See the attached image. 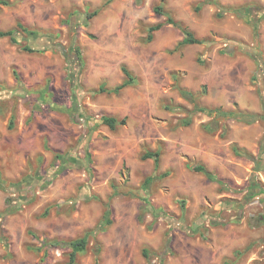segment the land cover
Returning <instances> with one entry per match:
<instances>
[{
	"label": "rangeland",
	"instance_id": "1",
	"mask_svg": "<svg viewBox=\"0 0 264 264\" xmlns=\"http://www.w3.org/2000/svg\"><path fill=\"white\" fill-rule=\"evenodd\" d=\"M7 1L0 31L22 24L40 36L21 33L19 44L0 36L3 177L45 176L54 162L61 166L57 152L70 153L71 163L46 188L33 183L31 202L0 215V264H74L70 248L45 241L82 237L108 206L112 223L90 235L77 264H264V202L242 205L253 174L264 184V167L234 151L258 154L264 145L257 63L244 50L253 51V32L229 10L219 16L222 7L264 0ZM166 13L207 42L179 46L184 33ZM157 23L163 26L148 41ZM260 31L264 57V20ZM73 42L82 49L81 68L64 54ZM123 67L134 82L119 93L102 91L127 79ZM196 105L261 118L213 116ZM103 115L126 122L113 130L99 123ZM147 151L160 153L158 167L143 158ZM197 164L241 190L223 188ZM18 197L0 189V212Z\"/></svg>",
	"mask_w": 264,
	"mask_h": 264
},
{
	"label": "trees",
	"instance_id": "2",
	"mask_svg": "<svg viewBox=\"0 0 264 264\" xmlns=\"http://www.w3.org/2000/svg\"><path fill=\"white\" fill-rule=\"evenodd\" d=\"M112 0H109L111 2ZM214 0H203L200 3V6H203L206 3H212ZM0 3L8 5L9 1L7 0H0ZM199 8V7H198ZM155 10L157 12H162V9L160 6L155 7ZM229 10L236 14L238 17L242 18L251 28L253 32V42H254V49L253 51H249L244 49L247 53H249L254 60L257 63V74H255V79L258 80V94L260 96L261 101L264 103V57L262 54V41H261V23L264 20V6L259 5L257 3H247L245 5L241 6H230V7H222V11H219V16H223L225 11ZM167 14V13H166ZM168 15V21L170 23H173L175 26L181 28V30L184 33L183 39L179 42V46L181 45H187V44H200V43H206L207 40L200 39L196 36V34L189 29L184 24L177 22L174 20V18ZM18 27L12 28L6 31H0V36H7L10 38V40L13 43H20V35L21 33H25L30 37H38L40 36V33L36 30H30L27 27H25L22 24H18ZM163 26V23H157L150 27L147 40L151 41L154 36V32L157 30H160ZM44 36H46L49 40H53L55 38V35L53 32L44 33ZM24 49L29 52L34 51H44V47L39 46H24ZM64 54L68 59H71V53L73 54V58L76 60L77 65L81 68L83 64V55H82V49L81 46L77 43L73 42L72 47L70 49H67L64 47ZM124 73L127 76V79L120 85L106 90L104 87H101L102 91H107L109 93H119L122 89L129 86L134 82L133 75L129 72V70L126 67H123ZM186 96L193 98L192 93H186ZM78 103V102H77ZM76 103V104H77ZM196 109L202 111H207L210 115H216V116H225V117H232L237 120L245 121V122H253L259 118H261L258 113H251V112H245L242 110H228V111H222L217 108H210V107H202L201 105H196ZM77 108V107H76ZM180 108H184L180 106ZM70 115H73L72 113ZM80 115V114H79ZM264 115V114H263ZM78 121V118H75ZM126 119H119L114 116H108L103 115L100 118L99 123L108 125L111 129H115L117 126L125 124ZM192 123L191 116H188L184 120V124L189 125ZM11 126V125H10ZM206 128L213 129L212 124H207ZM86 156L85 160H87L88 163H91V152L88 150V146H86ZM234 151L238 156L245 157L249 160H251L256 167V170H260L264 167V145L262 144L258 154H254L250 151H248L245 148L239 147L237 145L234 146ZM159 152H151L147 151L143 154V158H153L156 162V167H158L159 163ZM55 159L61 161V166L57 168V165L53 164V166L48 170L47 175L45 176H38L36 178L34 177H27L20 182H11L7 183V181L4 179L2 170L0 168V189L4 191H11L15 190L19 193V197L17 199L16 203H13L12 199H8L6 202L5 209L0 212V215L2 217H5L7 215L13 214L16 211H18L23 204L29 203L32 201V197L28 196L27 189L33 184L37 183L41 188H46L52 181L56 178V176L62 174L70 165L71 163V154L70 153H61L57 152L55 154ZM92 168L89 167L88 171L91 173ZM194 170L204 173L210 180L217 181L223 188L229 189V190H238L241 189H232L228 187L227 183L222 180L221 178L217 177L214 172L207 169L202 164H197L194 166ZM168 173L165 172L163 176L167 175ZM248 192L245 194V199L242 202V205L246 204L250 199H253L255 197H261L262 202H264V184L257 178L255 174L252 175L250 180V185L247 187ZM47 214V211L44 213V215ZM112 223L111 219V208L110 206L107 207L103 219L96 225V227L92 230H89L84 234L82 237L76 238V239H54V240H46V246L47 247H68L71 249L70 252V261L74 264H77L78 262V255L79 253L83 254L87 251L88 244H89V237L90 235H96L98 232L105 231ZM216 224V222H214ZM199 228L200 226L197 225ZM99 252V250H98ZM97 257L99 253L96 254ZM147 256V254H146ZM99 258V257H98ZM223 264H231L230 260L228 259Z\"/></svg>",
	"mask_w": 264,
	"mask_h": 264
}]
</instances>
